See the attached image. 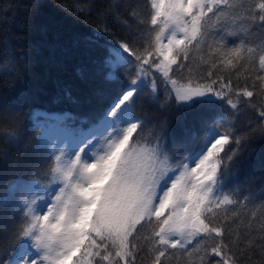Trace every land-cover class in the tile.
Listing matches in <instances>:
<instances>
[{
    "label": "snow or ice",
    "instance_id": "snow-or-ice-1",
    "mask_svg": "<svg viewBox=\"0 0 264 264\" xmlns=\"http://www.w3.org/2000/svg\"><path fill=\"white\" fill-rule=\"evenodd\" d=\"M151 7L154 39L142 40L129 31L115 43L105 41L102 56L92 61L89 71L98 81L93 95L100 101L97 116L83 117L81 127L71 128L64 122L76 119L72 113L31 114L28 126L40 130L37 147L52 151L29 167L34 178L17 175L2 186L0 256L9 255L10 250L14 254L0 259V264H138L142 247L134 241L145 224H154L148 253L151 264H166L170 250L196 255L197 264H235L228 254L231 249L225 243L223 225L214 224L209 214L215 215L213 207L235 203L227 195L216 196L214 188L220 187V180L239 160L243 137L230 127L233 120H239L243 109L255 108L250 102L254 96L264 98V46L257 53L239 36L240 44L231 48L223 40L218 42L220 59L216 63L224 67L234 66L244 51L249 54L255 91L248 87L234 90L222 75L213 79L211 70L194 78L184 63L189 60L187 46L205 34L202 30L209 13L218 18L224 15L227 0H151ZM160 18L163 27L158 24ZM248 20H258L264 29V0L252 5ZM170 25L173 27L165 36ZM176 29L183 33L182 38H177ZM107 31V25L100 28L95 40L86 38V46L99 45L100 34ZM0 68L19 74L11 57L0 61ZM158 87H163L160 108L164 111L204 107L214 113L216 122L207 128L203 145L197 144L194 127L182 126L181 135L174 137L166 120L154 128L147 142L136 141L133 134L139 137L146 122L135 115L137 102L146 89L159 100ZM112 89L117 95L105 103ZM21 112L20 106L11 104L0 108V117ZM258 119L264 121V111ZM200 125L207 127L208 120L201 117ZM53 129L61 135L53 137ZM259 133L264 135V124ZM255 134L253 130L251 135ZM5 135L17 143L22 128L17 124ZM166 137L171 138L170 143ZM233 138L235 147L230 144ZM188 150L192 156L180 159ZM208 240L210 244L205 243ZM139 264H144L143 257Z\"/></svg>",
    "mask_w": 264,
    "mask_h": 264
},
{
    "label": "trees",
    "instance_id": "trees-1",
    "mask_svg": "<svg viewBox=\"0 0 264 264\" xmlns=\"http://www.w3.org/2000/svg\"><path fill=\"white\" fill-rule=\"evenodd\" d=\"M256 2L258 0H227L228 8L222 17L208 14L210 19L202 30L205 34L187 46L189 60L184 63L192 69L194 78L204 77L211 70L213 79L222 75L225 83L231 81L234 90L248 87V90L255 91L251 86L255 73L246 51L233 62L234 66L224 67L216 61L220 59L217 49L221 40L231 48L240 44L237 36L244 37V44L256 49L257 53L264 46V29L258 26L260 22L248 20V13ZM152 14L151 0H0V61L11 57L19 69V74L15 75L0 68V108L11 104L22 108V112L15 117H0V191L17 175L28 174L34 178L28 171L29 167L39 156L51 155L50 147H37L40 130L28 126L31 114L72 113L76 119L64 122L71 128L81 127L80 119L83 117L93 119L97 116L100 101L93 95L98 81L89 71L92 61L102 56L101 46L105 41L115 43L129 31H134L142 40L154 39L156 32L153 29L156 26L151 25ZM161 20L158 19V24L163 27ZM105 25L108 31L100 34L99 45L87 47L86 38L95 40L96 33ZM172 27L170 25L165 29V36ZM176 32L177 38H182L183 33L179 29ZM164 43H167L166 39ZM256 60L258 64V57ZM181 71L184 75L188 74L186 70ZM157 84L160 85L159 79ZM149 93L150 89H146L134 110L137 117L146 121L140 136L133 134L137 142H147L154 128L166 120L174 137L181 135L182 126H190L195 128L199 137L197 144L205 143L207 128L216 122L211 110L204 107L191 110L174 107L164 111L160 108L164 100L163 87L157 89L159 100L153 99ZM116 95L115 89L109 90L105 103H110ZM233 99L235 102V96ZM250 102L255 108L243 109L238 114L239 120H233L230 126H234L238 135L243 137L239 160L230 167L229 175L220 180V187L214 188L216 196L227 195L235 203L218 209L213 207L215 215L209 214L214 224L223 225L225 243L231 249L228 254L235 264H264V135L259 133V126L264 121L258 119L259 112L264 111V98L254 96ZM201 117L208 120L207 127H201ZM17 124L22 128V135L19 142L12 143L5 134ZM253 130H256L255 135H251ZM219 131L224 132L225 129L220 128ZM52 135L58 137L61 133L53 129ZM165 139L171 142L170 137ZM234 139L230 141L233 147ZM190 156L192 151L188 150L179 158ZM52 161L54 163V156ZM184 162L189 163L190 167L195 166L190 161ZM42 183L48 184V181ZM168 186H171L170 182ZM40 195L47 199L45 193L41 192ZM153 227L154 224H145L134 241L142 247L137 257L138 264L141 257L144 264H151L148 253L152 248ZM205 243L210 244L211 241ZM200 247L203 248L204 244ZM170 252L172 254L166 264H197L196 255L189 257L180 250ZM13 254L10 250L9 255L0 256V259L7 260Z\"/></svg>",
    "mask_w": 264,
    "mask_h": 264
},
{
    "label": "rangeland",
    "instance_id": "rangeland-1",
    "mask_svg": "<svg viewBox=\"0 0 264 264\" xmlns=\"http://www.w3.org/2000/svg\"><path fill=\"white\" fill-rule=\"evenodd\" d=\"M44 210L46 211V208Z\"/></svg>",
    "mask_w": 264,
    "mask_h": 264
}]
</instances>
